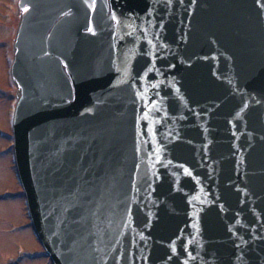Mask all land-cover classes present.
I'll list each match as a JSON object with an SVG mask.
<instances>
[{
  "label": "water",
  "instance_id": "95a60500",
  "mask_svg": "<svg viewBox=\"0 0 264 264\" xmlns=\"http://www.w3.org/2000/svg\"><path fill=\"white\" fill-rule=\"evenodd\" d=\"M13 152L52 264H264V0H19Z\"/></svg>",
  "mask_w": 264,
  "mask_h": 264
},
{
  "label": "rangeland",
  "instance_id": "374dc122",
  "mask_svg": "<svg viewBox=\"0 0 264 264\" xmlns=\"http://www.w3.org/2000/svg\"><path fill=\"white\" fill-rule=\"evenodd\" d=\"M0 0V264H51L31 226L12 149V115L18 88L11 79L13 40L26 11Z\"/></svg>",
  "mask_w": 264,
  "mask_h": 264
}]
</instances>
